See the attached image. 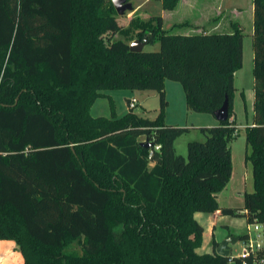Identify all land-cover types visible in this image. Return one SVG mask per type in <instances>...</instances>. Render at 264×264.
<instances>
[{"label": "trees", "instance_id": "16d2710c", "mask_svg": "<svg viewBox=\"0 0 264 264\" xmlns=\"http://www.w3.org/2000/svg\"><path fill=\"white\" fill-rule=\"evenodd\" d=\"M162 2L173 10L179 0ZM252 8L253 116L244 135L253 190L237 208L217 201L239 133L232 110L242 62L237 22L229 32L175 33L189 23L166 28L161 15L134 12L127 31L159 48L131 51L122 39L102 37L121 29L112 0H0V239L14 241L23 264L264 258V248L254 257L221 256L213 238L211 252H197L203 226L194 217L218 211L264 228V0H252ZM164 79L182 85L195 112L212 114L228 99L227 119L198 127L205 140L189 141L186 157L174 141L189 128L163 119ZM119 89L156 90L160 111L154 118L129 107L121 116L91 115L98 97Z\"/></svg>", "mask_w": 264, "mask_h": 264}, {"label": "rangeland", "instance_id": "374dc122", "mask_svg": "<svg viewBox=\"0 0 264 264\" xmlns=\"http://www.w3.org/2000/svg\"><path fill=\"white\" fill-rule=\"evenodd\" d=\"M132 10H127L116 18L120 30L115 33H104L102 37L106 43L115 39H122L128 43L134 41L136 36L128 32L129 21L133 13H139L148 18L150 14L156 15L163 11L165 18L164 26L170 28L175 22H189L197 12L204 14V21L214 25V32H229L230 22H237L242 30V62L241 66L233 74V85L235 90L232 96V110L234 113L235 125L238 129L236 135L230 142L231 174L227 184L217 193V201L220 206L237 207L243 206V193L253 190L251 165L245 159L249 147L245 141L244 129L252 122L253 110V77H252V0H179L175 11L163 9L162 0H130ZM204 11V12H203ZM195 18H198L195 16ZM188 27L174 28L175 33H184ZM159 45H144L145 50H158ZM164 94L167 105L163 108L164 122L178 126H187L188 131L182 133L174 141V147L178 154L186 157L187 143L189 141H204L205 135L199 131L200 126H212L217 120L211 113L195 112L186 108L185 94L182 85L173 80L164 79ZM108 97H98L91 105L93 114L109 115L111 110L116 116H121L127 109L125 97L135 96L138 103L133 112L154 118L160 111L159 95L154 89L137 90H111ZM112 104V105H111ZM195 219L203 226V233L200 244L196 251L211 252L212 238L220 242L225 237L241 236L248 234L249 240L255 243L258 230L262 227L258 223L248 224L244 216H230L211 214L204 211L195 212ZM117 227V224H113ZM261 247L264 248V236L261 239ZM242 239L230 244V255H241ZM0 264H23L22 257L15 248L12 239H0Z\"/></svg>", "mask_w": 264, "mask_h": 264}, {"label": "water", "instance_id": "95a60500", "mask_svg": "<svg viewBox=\"0 0 264 264\" xmlns=\"http://www.w3.org/2000/svg\"><path fill=\"white\" fill-rule=\"evenodd\" d=\"M112 4L115 8V11L118 15L123 14L127 10H132L133 6L130 0H112ZM144 42L140 41L139 39H135L134 41L129 43V49L131 51H140L144 47ZM228 109L229 103L227 97H225L223 103L219 108L212 112L214 118L219 121H224L228 117ZM144 147H149L151 143L143 144ZM239 237L229 235L222 239L218 246L216 247L215 251L221 256H227L229 254V247L230 244L237 241Z\"/></svg>", "mask_w": 264, "mask_h": 264}, {"label": "built area", "instance_id": "2783aa9c", "mask_svg": "<svg viewBox=\"0 0 264 264\" xmlns=\"http://www.w3.org/2000/svg\"><path fill=\"white\" fill-rule=\"evenodd\" d=\"M138 103V100L135 96H132L129 98V101L127 103V106L129 108H134L135 105ZM160 145L155 144L154 149H159ZM150 154V153H149ZM249 224V223H248ZM262 230H258V233L255 237V243L253 241L249 240L248 234H246V237L242 239V246H241V255L240 256H247L252 255L253 257L256 255V253L262 249L261 247V239L264 236V228L261 225ZM241 264H248L246 260H243ZM254 264H264V258H260L258 261L254 259Z\"/></svg>", "mask_w": 264, "mask_h": 264}, {"label": "crops", "instance_id": "0c3cea01", "mask_svg": "<svg viewBox=\"0 0 264 264\" xmlns=\"http://www.w3.org/2000/svg\"><path fill=\"white\" fill-rule=\"evenodd\" d=\"M162 10H164V9H162ZM167 11H175V9H173V10H167ZM160 15L163 18V21L165 22V18H164V15H163V11L160 12ZM195 16L198 17V18H195ZM204 19H206L205 16H204V14H202V17H201V14H199L197 12V14H195L194 16H192L191 20L188 22L189 24L186 26V27H188V29H186L187 31L184 32V33H190V32H194V31H197V32L198 31H208V32H212L210 29H216V26H217L216 23L214 25L212 24V26L210 24V28H207V27H209V25H208L209 22L208 21H204ZM175 23H178V22H175ZM173 24H171V26ZM108 95H109L108 94V91H106L105 94L103 96H101V97H108ZM126 98L128 99L129 97H125V99ZM93 104H94V102H93ZM91 108H92V106L90 107V113H91L92 116H109L110 115V114L109 115L93 114L91 112ZM165 123H167V122H165ZM217 213H218V211H215V212H213L211 214H213V215L215 214L216 215ZM194 216H195V213H194ZM231 235L233 236V234H231ZM230 250H231V248L229 247V252H230Z\"/></svg>", "mask_w": 264, "mask_h": 264}]
</instances>
